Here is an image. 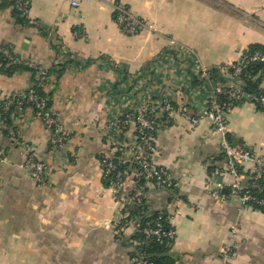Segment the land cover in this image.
<instances>
[{
	"label": "crops",
	"instance_id": "obj_1",
	"mask_svg": "<svg viewBox=\"0 0 264 264\" xmlns=\"http://www.w3.org/2000/svg\"><path fill=\"white\" fill-rule=\"evenodd\" d=\"M29 4V26L18 24L11 8H0V45L13 46L23 59L48 70L65 61L53 44L72 54L74 61L59 80L51 79L49 89L53 108L72 139L65 153L68 162L57 164L48 156L49 132L37 119H14L18 140L0 137L7 156L0 161V264H132L127 240L135 231L127 228L125 241L117 237L119 205L113 190L103 186L98 158L119 152L111 125L141 103L164 97L198 113L208 93L198 82L192 52L202 66L220 68L228 76V68L250 46L264 45V0ZM116 5L147 19L156 31L127 35L115 19ZM170 39L181 45H171ZM30 83L29 73H0V102L3 95L22 93ZM260 88L264 92V79ZM227 118L232 142L264 155V111L246 100L232 107ZM133 134L132 128L126 136ZM22 141L32 144L39 157H49V184L31 179ZM156 146L154 162L178 184L173 192H148L149 205L167 208L176 229L169 251L173 264L220 263L233 226L235 254L229 264H264V212L243 206L228 187L219 198L209 193L218 183L230 182L212 124L202 120L194 126L178 117L158 131Z\"/></svg>",
	"mask_w": 264,
	"mask_h": 264
},
{
	"label": "built area",
	"instance_id": "obj_2",
	"mask_svg": "<svg viewBox=\"0 0 264 264\" xmlns=\"http://www.w3.org/2000/svg\"><path fill=\"white\" fill-rule=\"evenodd\" d=\"M74 6H78V3L74 2ZM29 0H18V9L23 11V14L28 15L29 12ZM115 19L122 31L127 35H135L144 28L148 27V23L135 15L129 9L124 6H115ZM172 45L180 46L174 41ZM183 51V48H179ZM194 55L193 63L195 70L201 77H208V68H205L200 64V61ZM25 60V59H24ZM26 64L33 66L30 60H25ZM248 63H264V52H255L252 56H244L242 59L233 65L232 74L230 75L229 82V94L230 97L238 100L241 97L240 88L238 85L239 80L236 78L241 74L243 69ZM264 72V71H263ZM43 78L42 80H44ZM45 92L49 93L51 87L50 81L47 83H41ZM31 85L27 89H30ZM207 90L208 97L206 105L198 112L192 113L186 105L174 106L171 98L164 97L156 102H144L141 103L134 113L136 117L129 116L127 123L130 125L137 135L133 134L128 138L127 142L117 145V151L123 153L126 158L133 157L134 161L131 164L132 167L124 173H119L116 177L121 183L111 187L116 200L119 205L120 224L117 226V236H123L124 232L129 227H133L135 233L139 230L140 225L135 220L127 221L128 217L127 207L133 204L135 201H140V197L143 195L148 199V192L150 189L154 191L173 192L177 190L178 184L173 179L169 171L162 166L157 165L154 162V157L158 152L156 146V137L154 134H149V131L154 129V121L160 120L161 126H169L173 121L182 117L187 119L192 125H198L202 120H208L215 132L220 136L221 149L224 153L226 160V174L230 178V182L218 183L215 187L209 189L211 196L219 198L221 190L228 187L229 193L232 196L238 197L241 204L246 207L254 206L264 209V197L257 196L256 191L261 190L260 180H264V155H257L251 150L246 148L243 144L234 145L230 140V129L227 114V110L224 105H221L218 101V94L221 92L220 88H215L211 84L204 86ZM31 101L34 102L33 107L24 109V101L18 102L16 113H19L16 117L19 121H24L27 118L37 119L43 123L45 128L49 132V153L50 158H55V163L63 164L66 161L65 153L68 148V144L72 139V133L65 129L59 121L57 112L53 107L50 111L44 112L46 101H38L37 98L31 96ZM255 101L261 106H264V93H260L255 96ZM14 99L11 98V93L3 95L0 104L8 106L13 103ZM118 121H115L111 125V129L116 131ZM6 129L4 123L0 120V137L2 130ZM12 136L15 132L10 130ZM2 138V137H1ZM21 149L27 154V160L25 167L28 169L31 179L34 183L39 185H46L50 183V170H49V157L43 158L36 154L35 147L27 142H20ZM6 152L2 148L0 150V161H6ZM113 156L105 155V164L110 169H116V166L112 162ZM66 161V162H65ZM73 162V161H72ZM102 165V163H101ZM248 165L252 167L248 169ZM142 176H146L147 183L145 186L135 188L136 179ZM156 177V180L152 182L150 179ZM145 188L148 189L145 192ZM134 190V195H129L130 190ZM166 212L168 227L164 228L163 225L157 222L154 226L151 222L146 223L147 227L143 230L147 238H156L161 243H164L169 251L173 248L177 239L176 229L172 225L171 216L168 213V209L165 207L157 209ZM122 222V223H121ZM232 236L229 243L223 248L220 257V263L217 264H229L231 257L235 254L234 246L231 241L235 237L236 228L233 226ZM139 243L134 241L131 247V259L133 264H155L148 256L138 249ZM169 254V252H168Z\"/></svg>",
	"mask_w": 264,
	"mask_h": 264
},
{
	"label": "trees",
	"instance_id": "obj_3",
	"mask_svg": "<svg viewBox=\"0 0 264 264\" xmlns=\"http://www.w3.org/2000/svg\"><path fill=\"white\" fill-rule=\"evenodd\" d=\"M0 8L2 10L11 8L12 15L15 21L23 26H29L30 21L28 19V15L23 14V11L18 9V0H1ZM44 35L47 36V32L41 30ZM53 46L58 50V54H62L65 58V61L54 65L51 69H44L36 64L33 66H29L26 64V61L15 52V49L11 45H0V73L7 77H12L14 75L20 73H29L31 75V88L26 89L22 93H12L11 98L14 99V102L9 104L8 106H4L0 104V120L4 123L6 129L2 130L1 137L2 140H6L8 142H12L11 139L16 138V136H12L10 134V130L16 132L17 128L14 125V119L18 116L19 113H16V109L18 107L19 101H24L25 105L24 109L33 107L35 104L30 100L31 96L37 98L38 101H46L44 112L50 111V108L53 107L51 93H47L44 91L41 83L51 82V79H60L67 70V64L74 61L72 58V54L65 52L63 47L58 44H53ZM264 52V45H252L245 52V56L250 57L255 52ZM67 59V60H66ZM91 63L90 61L86 62L88 65ZM264 71V63H248L246 67L243 69L241 74L236 78L240 80L241 84L239 86L241 97L238 100H235L230 97L229 94V82L230 75L233 72L231 67L228 68V76H225L220 68H209L208 69V77L198 78V82L206 86L211 84L215 88H220L221 92L218 94V101L221 105H224L225 108L229 111L232 107L237 106L239 103L251 100L259 110L264 111V106H261L257 101H255V96L260 93H264L260 88L262 81L264 79V75H261V72ZM264 73V72H263ZM45 78L44 80H42ZM174 105V103H173ZM175 106V105H174ZM228 111V112H229ZM129 116L136 117L134 112H128L117 119L116 131L112 129V134L114 136L115 142L117 145H121L124 142L128 141L126 133L130 131L131 127L127 123ZM164 126H161L160 120L154 121V129L149 131V134H154L157 136L159 130L163 129ZM137 135V132H134ZM230 136V134H229ZM230 140L232 142L231 136ZM233 143V142H232ZM234 144V143H233ZM238 145V144H234ZM2 143H0V150L2 149ZM120 148V147H118ZM100 162L102 163V183L105 188H111L121 183L117 179V175L119 173H124L128 171L132 167V163L134 161L133 157L126 158L123 155L122 151L116 153L113 156L112 162L116 166V169H110L108 171V167L105 162V154H101L98 156ZM152 182L156 180V177L150 179ZM147 183L146 176H142L139 179H136L135 188H139L140 186H145ZM261 190L255 192L257 196L264 197V180H260ZM148 189L145 188V192ZM134 190H130L129 195H134ZM140 201H135L133 204L127 207L128 217L127 221L135 220L139 225V230L134 234V236L127 240L128 244L132 246L134 241L139 243L138 249L144 254L151 256V259L155 264H173V259L168 254L169 248L165 246L164 243H161L156 238H147L143 232V230L147 227L146 223L151 222V225H155L157 222L161 223L164 228L168 227L167 215L166 212L159 211L157 209H153L151 205L148 203V199L143 195L140 197ZM253 208L256 210H260L264 212L263 208L254 206ZM122 223V222H121ZM120 241H125L123 236H117Z\"/></svg>",
	"mask_w": 264,
	"mask_h": 264
},
{
	"label": "rangeland",
	"instance_id": "obj_4",
	"mask_svg": "<svg viewBox=\"0 0 264 264\" xmlns=\"http://www.w3.org/2000/svg\"><path fill=\"white\" fill-rule=\"evenodd\" d=\"M212 1H214V0H212ZM130 10V9H129ZM131 11V10H130ZM132 12V11H131ZM135 14V13H134ZM136 15V14H135ZM147 23H148V27L147 28H144L143 30H141L140 32H142V31H145V30H148V31H156V28L154 27V25L151 23V22H149L147 19H144ZM140 32H138L137 34H139ZM137 34H135V35H137ZM135 35H131V36H135ZM175 42V43H177L178 44V42L177 41H175L174 39H170V43H171V45H172V42ZM178 45H181V44H178ZM183 46V45H182ZM131 262H132V259H131ZM133 264V263H132Z\"/></svg>",
	"mask_w": 264,
	"mask_h": 264
}]
</instances>
